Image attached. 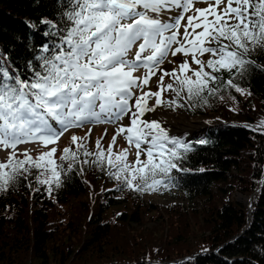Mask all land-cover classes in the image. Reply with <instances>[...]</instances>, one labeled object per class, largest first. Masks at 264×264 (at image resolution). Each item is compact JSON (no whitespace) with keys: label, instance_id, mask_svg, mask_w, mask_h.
Returning <instances> with one entry per match:
<instances>
[{"label":"trees","instance_id":"trees-1","mask_svg":"<svg viewBox=\"0 0 264 264\" xmlns=\"http://www.w3.org/2000/svg\"><path fill=\"white\" fill-rule=\"evenodd\" d=\"M96 5L0 0V112L33 116L63 73L92 75L80 49L109 21ZM247 5L246 25H220L222 56L184 83L182 106L217 116L202 138L147 156L142 170L84 147L58 159L11 155L0 166V264H264V0ZM234 190L252 196L250 212L210 201L208 213L175 206L165 223L144 224L159 211L146 195L177 192L195 205Z\"/></svg>","mask_w":264,"mask_h":264},{"label":"rangeland","instance_id":"rangeland-1","mask_svg":"<svg viewBox=\"0 0 264 264\" xmlns=\"http://www.w3.org/2000/svg\"><path fill=\"white\" fill-rule=\"evenodd\" d=\"M252 1L97 0L99 12L111 24L86 44L81 55L102 68L97 74L113 87L107 84L105 88L102 80L89 83L72 77L65 88L55 85V91H49L50 98L45 95L47 99L39 103L44 110L37 109L40 114L48 112L45 115L52 123L36 115L26 118L23 111L5 110L0 117V166L11 155L44 151L58 159L67 149L84 147L86 152H109L112 161L127 169L139 166L142 170L147 156L202 138L217 116L188 112L182 106L186 103L184 83L195 78L209 58L222 56L224 36L220 25L227 20L246 25L247 4ZM155 19L159 25L167 24L165 32L154 28ZM169 33L177 36L174 42L168 41ZM157 57L156 65L150 66ZM140 60L146 61L145 65L139 66ZM189 123L200 128L190 129ZM37 135L41 139L34 141ZM24 136L30 141L21 142ZM86 199L93 203L95 197ZM223 200L241 203L250 212L252 196L237 190L228 192L223 199H199L195 205L177 192L146 195L144 205L159 211L153 216L145 215L144 224L154 227L158 222L165 223L163 212L175 206H182L187 213L192 209L205 213L210 201L217 206ZM203 220L201 215L195 226L204 231ZM203 231L196 232L197 237L208 235ZM193 235L188 238L194 240Z\"/></svg>","mask_w":264,"mask_h":264},{"label":"bare ground","instance_id":"bare-ground-1","mask_svg":"<svg viewBox=\"0 0 264 264\" xmlns=\"http://www.w3.org/2000/svg\"><path fill=\"white\" fill-rule=\"evenodd\" d=\"M156 9V8H155ZM158 10V9H157ZM137 21H139V20H136V22ZM159 21L158 20H156L155 19V22H154V28H159V30H161L163 27H165V26H167V24H164V25H159V24H157ZM163 23H165V22H163ZM148 24H150V23H148ZM167 31V30H166ZM165 32V31H164ZM168 32V31H167ZM170 34V33H169ZM188 127H190V129H193V130H197V129H199L200 128V126L199 125H195V124H192V123H189L188 124ZM179 129H183V127H179ZM186 129V128H185ZM177 131V130H176ZM198 132V131H197Z\"/></svg>","mask_w":264,"mask_h":264}]
</instances>
